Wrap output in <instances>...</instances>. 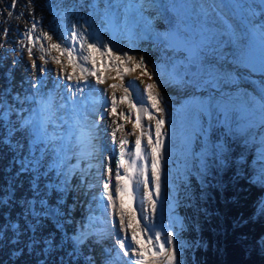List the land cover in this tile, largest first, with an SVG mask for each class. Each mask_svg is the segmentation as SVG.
<instances>
[{"label": "snow or ice", "instance_id": "obj_1", "mask_svg": "<svg viewBox=\"0 0 264 264\" xmlns=\"http://www.w3.org/2000/svg\"><path fill=\"white\" fill-rule=\"evenodd\" d=\"M18 3L0 15L25 20L13 51L40 75L25 90L6 69L0 88V252L10 264H186L203 240L182 234L202 231L214 191L264 189V0ZM166 85L185 97L178 154Z\"/></svg>", "mask_w": 264, "mask_h": 264}, {"label": "bare ground", "instance_id": "obj_2", "mask_svg": "<svg viewBox=\"0 0 264 264\" xmlns=\"http://www.w3.org/2000/svg\"><path fill=\"white\" fill-rule=\"evenodd\" d=\"M2 1L0 2L1 8L3 6ZM38 1H41V0H38ZM40 3H42V2H40ZM40 3H38V4H40ZM22 5H24V4H22ZM24 10L25 9L22 6V8L18 11L21 12ZM16 13H18V12H16ZM45 16H46L45 20L50 21V17H48L46 14H45ZM12 21H14V23L11 25ZM22 24L25 26V20H17L14 17L11 19L10 22L6 23V26H7L6 28H8V35L6 38L2 35L3 28L0 26V42H2V44H3V47L0 50L4 52L3 53L4 59L0 60V73L2 74V76L0 74V83H1V80L3 79L1 88L5 87V78L8 76V71H6V69L11 70V72L14 73V80H15L17 87L22 86L25 90L28 89V83H27L28 78L35 80V78L40 75L38 68L36 70H31V68H30L33 57H31L29 55L25 56V53L27 54V52H25V53H23L24 55L22 54L20 56L19 60H17V58H16L17 54L15 55V53L13 51V49L16 45L15 41L18 38V35L16 34V32L11 33V30H13V28H14L12 26L15 25V27L18 30V25H20L21 26L20 30H22L24 27ZM124 43H125V41L122 40L121 44L123 45ZM147 48H145V49H147ZM36 51H37V55L42 54V53H39L38 49H36ZM151 51L152 50H150L149 53ZM152 52H155V50ZM138 53L139 54H137V55L143 54L140 52H138ZM19 54H21V53H19ZM53 54H55V53H53ZM13 61L18 62L16 64L15 68H12V62ZM37 63H38V61H37ZM47 67L50 69H54V71H52L51 73L45 74V76H44L45 85H46L45 89L43 90L44 92L52 90L53 81L56 78L55 69H58L59 66L55 65L52 62H49L47 64ZM68 71L69 72L72 71L70 66H68ZM108 82L113 83V81H111V80ZM164 92H165V95L169 98V100L174 102V97L176 95V91L174 90V88H172L169 85H166ZM58 99H57V103H59ZM59 114H62V113H58V115ZM26 115H28V114L26 113ZM52 130L53 129L50 128V131H52ZM105 155H108V153H105ZM93 171H95V170H93ZM100 179H101V183H102V178H100ZM242 186H245V187L247 186L248 189L245 187H242ZM251 188L253 190H251ZM244 189L245 190L247 189L246 193L247 192L249 193L250 191L253 192L254 193V199H255L253 206L252 207L249 206V208H247L246 211L244 210L245 209V203H244V201H245L244 195L245 194L242 193L244 191ZM225 190L222 192L218 191L221 194V198H220V200H218L216 202L217 204H219L218 206H220L221 209L224 210L223 213H221L220 215L215 216V217L211 216V218L207 221L208 226L210 225V229H208V230L206 229L207 231L205 232L204 238H203V246H200V248L198 250V255L200 257V261H199L200 264H264V247L259 245V247L257 249H254L253 248L254 244L245 243V238H246V235H248V234L247 233L244 234V232L240 233L239 227H237L236 225L234 226L233 231L229 230V223L227 222L230 219H231V221L234 222V219H235L234 216L235 215L240 216L241 215L240 213L246 212V213L251 214L253 212L252 211L253 208L255 209L254 212L257 214V207H258L257 202L260 199L264 198V189L261 190V189L256 188V187H250L248 185V183H246V181H241L239 186L233 187L231 185V187H229V191L232 194L231 199H226V191ZM97 196H98V193H97ZM227 197H228V195H227ZM84 199H87L89 201V203H92V196H88ZM212 204L214 205L215 203L212 202ZM81 206L83 207L84 211L87 212L89 205L85 204L83 202V199L81 200ZM93 207H95V204H93ZM98 212L99 211L96 212V215H100V213L98 214ZM185 214L191 215L190 212L185 213ZM233 214H235V215H233ZM78 217H79V219L81 217V213L79 212V210H78ZM229 217H230V219H229ZM213 220H214V222L218 221L220 223V225L215 226L216 228H218L217 231L214 230L215 228L212 227L213 224H209ZM249 220H250V222H254L252 217H249L248 221ZM201 222H202V218H201ZM225 223H226V227L224 230L223 227H224ZM234 223L236 224V221ZM253 224H255V228L259 232V235L262 238H264V216L260 215L259 218L255 219V222ZM198 232L188 233L187 234L188 239H192V240L196 239L197 241H199L200 238L198 237V234H199ZM116 238H117V236L114 233L112 239L110 241H108L107 243H105L104 247L105 248L113 247L115 245ZM256 239L257 238H254V240H256ZM257 240H259V238ZM253 253H256L257 255L261 254L262 257L259 258V256L254 255ZM0 264H10L9 259H8L7 250H3L2 252H0Z\"/></svg>", "mask_w": 264, "mask_h": 264}, {"label": "rangeland", "instance_id": "obj_3", "mask_svg": "<svg viewBox=\"0 0 264 264\" xmlns=\"http://www.w3.org/2000/svg\"><path fill=\"white\" fill-rule=\"evenodd\" d=\"M2 0H0V2H1ZM40 2H43V0H41V1H38V0H36V3L38 4V3H40ZM2 8L0 7V12H5L6 10H9V5L11 4V0H3L2 1ZM8 3V4H7ZM25 3V0H19V3H18V5H17V7H16V9H15V12H18L19 13V11L18 10H20L21 8H22V4H24ZM18 9V10H17ZM39 11V10H38ZM15 18V17H14ZM45 18H46V16H45ZM7 19V17H6V15H0V26L4 29V28H6L7 26H6V23H4V21ZM4 20V21H3ZM14 23V21H12V23H11V25ZM10 25V26H11ZM23 25V24H22ZM24 26V25H23ZM22 26V27H23ZM12 27H14L13 28V30H11V33L12 32H16V34L18 35V32H20V31H22L23 29H24V27H23V29L22 30H20V28H21V26L20 25H18V30H17V28L15 27V25H13ZM10 29V28H9ZM159 30H163V28H160ZM104 36H106L105 37V39H107L108 38V36H107V34L105 33L104 34ZM0 43H2V42H0ZM127 43V41H125V43L124 44H126ZM141 43V45L143 46V47H145V48H147L148 47V44L147 43H145V42H140ZM14 48H16V45H15V47ZM1 49V48H0ZM152 51H154V49L152 50ZM151 51V52H152ZM149 53V56L153 59V60H155L156 59V57H157V53H155V52H152V53ZM4 52L3 51H1L0 50V60H3L4 59V54H3ZM14 53H15V55L17 54V60H19V58H20V56H21V54H19L20 52H18V51H14ZM141 53V52H140ZM135 54H139L138 52L137 53H135ZM24 55V54H23ZM26 55H28V54H26L25 53V56ZM19 56V57H18ZM23 57V56H22ZM38 63L40 64V63H42L41 61H38ZM66 63V62H65ZM47 66V65H46ZM71 68V67H70ZM1 74V73H0ZM112 74V75H111ZM106 75H111V76H115L116 75V73H115V70L114 69H110L108 72H106ZM1 76H2V74H1ZM130 78V77H129ZM144 80H145V82H149V81H147V77H144L143 78ZM2 81H3V79L1 80V83H0V88H1V85H2ZM110 81V80H109ZM112 81V80H111ZM113 82H115V83H117V84H119L120 83V81H119V79L117 78L115 81H113ZM141 87H143L142 85H141ZM172 88H174V90L176 91V95H175V97H174V102H172V101H170L169 100V103H170V107H171V109H172V112H173V116L176 118V120H177V124H176V139L173 141V145H172V147H173V152H174V154H178V152H179V150H180V147H181V143H180V126H179V122H178V120H179V118H178V116H176V110L180 107V105L183 103V100H184V94H183V91L182 90H180V89H177V88H175V87H173V86H171ZM109 91H110V94H111V92H112V90L111 89H109ZM121 92H122V90H120V92H118L119 94H121ZM111 121V118L107 121V122H110ZM131 124H128L127 125V128L128 129H131ZM165 127L167 128V129H169V131H171V128H170V125H168V124H166L165 125ZM111 130V129H110ZM119 135H123V132H121V133H119ZM129 139H134V137H130ZM175 158V157H174ZM228 180V176L226 175L225 176V181H227ZM247 183V182H246ZM229 187H231V185L229 184L225 189V191H226V199H231V197H232V194L230 193V191H229ZM242 187H245V186H242ZM245 188H247V186L245 187ZM256 188H259V187H256ZM248 189V188H247ZM246 189V190H247ZM259 189H261V188H259ZM251 190H253L252 188H251ZM261 190H263V189H261ZM252 196H254V193L252 192ZM213 199L210 201V203H209V205H208V207H209V210H210V212H212L213 213V215H212V217L214 216H218V215H220L221 213H223V211L224 210H222L221 209V207L220 206H218L219 204H217L216 202L218 201V200H220V198H221V194L218 192V191H214L213 192ZM227 195H228V197H227ZM244 201V200H243ZM212 202L213 203H215L214 205L212 204ZM244 203H245V201H244ZM100 212H98V214H99ZM166 214V213H165ZM179 214L180 215H185V211L183 210V209H180L179 210ZM233 215H235V214H233ZM229 219H230V217H229ZM214 220L213 221H211L209 224H213L212 225V227L213 228H215L214 230H216L217 231V229L218 228H216L215 226L216 225H220V223L218 222V221H215L214 223ZM230 222V223H229ZM229 225H231L232 224V222H231V219L229 220ZM164 223L165 224H167V220H165L164 221ZM201 224L203 225V229H202V231H199L198 233V237L199 238H201L202 237V240H203V238H204V234H205V232L208 230V229H210V225L208 226V223L207 222H204L203 221V219H202V222H201ZM215 224V225H214ZM225 227H226V223L224 224V230H225ZM207 229V230H206ZM229 230H232V229H229ZM233 231V230H232ZM189 232H185V233H183L182 235H183V238H184V240L185 241H191L192 239H188V234ZM116 235V234H115ZM199 248H200V246H198L195 250H192V249H186L185 250V260H186V264H200V257H199V255H198V250H199Z\"/></svg>", "mask_w": 264, "mask_h": 264}, {"label": "water", "instance_id": "obj_4", "mask_svg": "<svg viewBox=\"0 0 264 264\" xmlns=\"http://www.w3.org/2000/svg\"><path fill=\"white\" fill-rule=\"evenodd\" d=\"M107 34V36H109V34L108 33H106ZM242 193H244V194H246L247 195V199L245 198L244 200H245V211H246V209L247 208H249V206L250 207H252L253 206V204H254V201H255V199H254V196H252L253 194H252V192L250 191L249 193L247 192L246 193V190L244 189V191L242 192ZM254 208H253V212H254ZM244 213V212H243ZM75 215H76V219L77 220H79V218L77 217V214L75 213ZM259 216L260 215H258L257 214V217H255L254 218V222H255V219H257V218H259ZM242 219V224L244 225V227L245 228H243V229H241V230H243V232H244V234L245 233H247L248 235H246V238H245V243H247V244H255V246H262L261 245V241L262 240H264V238H262L260 235H259V232L257 231V229L255 228V224L253 225V223H250L249 221H248V219H243V218H241ZM241 219H240V221H241ZM239 221V222H240ZM234 222H235V219H234ZM251 238V239H250ZM254 238H259V241H260V243H258V241L256 240V242H255V240H254ZM262 247H264V246H262Z\"/></svg>", "mask_w": 264, "mask_h": 264}, {"label": "flooded vegetation", "instance_id": "obj_5", "mask_svg": "<svg viewBox=\"0 0 264 264\" xmlns=\"http://www.w3.org/2000/svg\"><path fill=\"white\" fill-rule=\"evenodd\" d=\"M244 198H248L247 197V195L245 194L244 195ZM241 215L239 216H237V215H235L234 216V218H235V221H236V224L233 222V221H231L232 222V224L231 225H229V229H234V226L236 225L237 226V223L240 221V219L241 218H243V219H248L249 217H252L253 218V220H254V218H255V216L257 217V214L254 212H252L251 214H249V213H246V212H244V213H240ZM227 222H229V221H227ZM249 222H250V220H249ZM230 223V222H229ZM250 223H253V222H250ZM254 225V224H253ZM237 227H239V230H240V233H243V230H241V229H243V228H245L244 227V225L242 224V223H240L239 224V226H237ZM257 240V239H256ZM255 240V241H256ZM258 241V243H260V241L259 240H257ZM259 246H255V244H254V246H253V248L254 249H257ZM254 255H257L256 253H253ZM257 256H259V258H261L262 257V255L261 254H259V255H257Z\"/></svg>", "mask_w": 264, "mask_h": 264}, {"label": "built area", "instance_id": "obj_6", "mask_svg": "<svg viewBox=\"0 0 264 264\" xmlns=\"http://www.w3.org/2000/svg\"><path fill=\"white\" fill-rule=\"evenodd\" d=\"M28 90V89H27ZM48 91H46L45 93H47ZM119 94V93H118ZM109 95H111L110 94V91H109ZM59 97H57V99H58ZM59 100V99H58ZM28 107H37V109H38V105H29ZM28 114V113H27ZM108 123H110V122H107V121H101V124L102 125H104V126H106ZM110 132H111V130L110 129H108V135L106 136V137H104V139L110 144L111 143V136H110ZM76 214H77V217H78V210L76 211ZM79 218V217H78Z\"/></svg>", "mask_w": 264, "mask_h": 264}]
</instances>
